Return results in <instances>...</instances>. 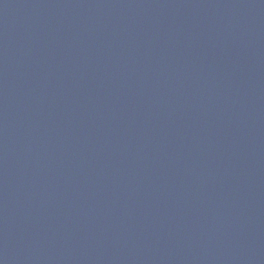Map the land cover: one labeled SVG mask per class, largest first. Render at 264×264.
<instances>
[{
	"label": "water",
	"instance_id": "95a60500",
	"mask_svg": "<svg viewBox=\"0 0 264 264\" xmlns=\"http://www.w3.org/2000/svg\"><path fill=\"white\" fill-rule=\"evenodd\" d=\"M0 264H264V0H0Z\"/></svg>",
	"mask_w": 264,
	"mask_h": 264
}]
</instances>
